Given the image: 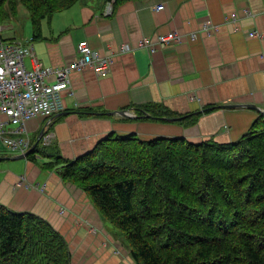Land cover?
Wrapping results in <instances>:
<instances>
[{
    "label": "crops",
    "instance_id": "0c3cea01",
    "mask_svg": "<svg viewBox=\"0 0 264 264\" xmlns=\"http://www.w3.org/2000/svg\"><path fill=\"white\" fill-rule=\"evenodd\" d=\"M107 8L104 0H84L42 23L44 39L32 46L45 66L73 62L81 42L111 57L112 65L105 76L90 69L71 74L69 89L63 92L65 110L49 124L40 117L25 126L32 147L51 133L54 151L75 160L111 133L142 141L233 143L261 115L244 106L264 112V0H135L114 12ZM205 23L216 25V32L202 33ZM173 30L196 32L198 37L194 42L155 44L153 54L141 47L143 38ZM252 31L260 36H250ZM123 45L129 48L125 52ZM143 105H159L175 117L199 116L195 125L186 127L112 114L128 110L137 115L135 109ZM5 152L0 163L15 161ZM27 157L0 167V203L47 221L68 244L71 264H134L90 199L53 169ZM50 159L36 155L40 162Z\"/></svg>",
    "mask_w": 264,
    "mask_h": 264
},
{
    "label": "trees",
    "instance_id": "16d2710c",
    "mask_svg": "<svg viewBox=\"0 0 264 264\" xmlns=\"http://www.w3.org/2000/svg\"><path fill=\"white\" fill-rule=\"evenodd\" d=\"M81 1L0 0V28L22 6L33 44L44 39V21ZM104 1L112 3L114 12L135 0ZM0 40L20 41L1 35ZM135 110L159 122L176 115L159 105ZM198 116L181 115L173 123L193 126ZM54 149L38 143L27 158L79 188L102 221L120 230L134 264H264L262 115L233 143L142 141L111 133L75 160L60 157ZM36 155L51 159L40 162ZM0 264H71L70 251L47 221L0 203Z\"/></svg>",
    "mask_w": 264,
    "mask_h": 264
},
{
    "label": "built area",
    "instance_id": "2783aa9c",
    "mask_svg": "<svg viewBox=\"0 0 264 264\" xmlns=\"http://www.w3.org/2000/svg\"><path fill=\"white\" fill-rule=\"evenodd\" d=\"M111 2L107 10L110 11ZM231 19H234L232 16ZM217 26L203 24L201 32L207 36L216 32ZM196 32L189 34L178 30L163 35H153L140 41L141 47L153 54L155 44H180L186 39L194 42ZM250 36H260L252 31ZM129 48L122 46V51ZM78 57L61 67L43 66L34 55L30 40L4 42L0 40V140L10 154H25L31 147L25 126L35 118L49 119L65 110L63 92L69 89L73 72L90 69L97 76L110 73L112 58L91 49L87 42L77 48ZM29 60L30 65L26 64ZM51 133L44 135L43 144L49 145ZM120 249V248H118ZM116 255H120L119 250Z\"/></svg>",
    "mask_w": 264,
    "mask_h": 264
},
{
    "label": "rangeland",
    "instance_id": "374dc122",
    "mask_svg": "<svg viewBox=\"0 0 264 264\" xmlns=\"http://www.w3.org/2000/svg\"><path fill=\"white\" fill-rule=\"evenodd\" d=\"M56 14H58V13H56ZM31 33H32V30H31L28 12L22 6L19 7L18 16L15 17L14 19H12L7 25L0 28V35L3 36L4 38H9V39L10 38H16L18 40H22V39L28 40L31 37ZM34 55L37 58V55L35 53H34ZM26 64H27V60H26ZM41 64L43 66H45L42 62H41ZM67 64H69V63H67ZM3 152H5L6 155L9 156V158L11 157L9 155V151L7 150V148L4 146V144L0 140V153H3ZM19 161H21V160H19ZM19 161L18 160H15L13 162L2 161V163H0V167L1 166L5 167L8 165L17 163ZM12 166H14V165H12ZM109 230L112 232L114 238L118 239L123 246H126L125 241L123 239V236H122L119 229L112 227V228H109Z\"/></svg>",
    "mask_w": 264,
    "mask_h": 264
},
{
    "label": "water",
    "instance_id": "95a60500",
    "mask_svg": "<svg viewBox=\"0 0 264 264\" xmlns=\"http://www.w3.org/2000/svg\"><path fill=\"white\" fill-rule=\"evenodd\" d=\"M230 107H234V106H227V105L223 106V108H230ZM244 107L251 108L253 110H256L259 114L264 115V112L259 110L256 106L245 105ZM112 114L113 115H119V116H122V117H125V118H134V119H136V118H141V119H150V118H152L149 114H146V113H143L142 116H137L135 114L133 115L128 110H121V111H117V112H112ZM161 119H163V120H165L167 122H174V121H178V120L183 119V117H171V118L170 117H165V118H161ZM34 147H35V145L28 152H26L23 155L13 156V157H10L9 159H11V160L24 159L25 157H27L32 152Z\"/></svg>",
    "mask_w": 264,
    "mask_h": 264
},
{
    "label": "clouds",
    "instance_id": "9594fccd",
    "mask_svg": "<svg viewBox=\"0 0 264 264\" xmlns=\"http://www.w3.org/2000/svg\"><path fill=\"white\" fill-rule=\"evenodd\" d=\"M109 3H110V2H108L107 5H108ZM111 8H112V3H111ZM107 11H108V10H107ZM87 44H88V43H87ZM77 48H78V47H77ZM76 52H77V50H76ZM77 55H78V54H77ZM59 114H60V113H59Z\"/></svg>",
    "mask_w": 264,
    "mask_h": 264
}]
</instances>
